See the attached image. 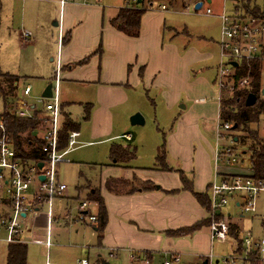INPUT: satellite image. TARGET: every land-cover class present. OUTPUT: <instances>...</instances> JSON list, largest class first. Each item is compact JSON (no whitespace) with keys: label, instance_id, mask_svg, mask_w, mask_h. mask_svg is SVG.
Here are the masks:
<instances>
[{"label":"crops","instance_id":"obj_1","mask_svg":"<svg viewBox=\"0 0 264 264\" xmlns=\"http://www.w3.org/2000/svg\"><path fill=\"white\" fill-rule=\"evenodd\" d=\"M8 1L12 4L20 1L31 2L29 13L36 19L37 24H39L41 13L40 10H34L33 3H61V0ZM81 1L87 4V0ZM195 1L189 2V4H192L191 8L190 5H186L189 7L188 10L185 9L186 6L183 8L185 14H189L192 10L196 14L205 13L200 11L201 8L196 10V5L200 2L195 3ZM211 1L213 4V0ZM142 2L146 7V1L141 0L140 4ZM208 3H210V0ZM132 6L127 4L119 8L108 16L107 22L104 21L101 10V14L94 19V25H92L93 20L88 19L89 15L83 23L85 18L83 14L76 13V9L81 10L77 5L65 4L63 7L61 5L60 11L64 12V16L68 14V19L65 18L66 21L63 23L61 20L59 22L57 20L53 21V26L60 29V52L53 76V82H55L53 90L54 92L57 90L63 112L69 114L73 122L78 125L77 131L80 133L79 145L70 155L86 145L94 150L98 144L108 145L97 150L99 152L104 150L110 162L104 183L101 187L91 190L100 191L108 217L107 226L101 240L96 224H73V226H79L72 230H62V222L64 228L70 226L65 218L67 211L71 208L68 207L70 204L67 203L62 212L57 215L59 221L56 225H58V228L53 226L51 230L52 243L55 232L59 233V238L64 235V241L67 244L65 250L52 252L53 244L51 250L47 251L45 262L40 260L36 264H78L82 260H87L88 264H91V262L92 264H102L105 261L104 255H110L111 253L117 254V257L114 258L117 260L124 257L123 260H120L122 264H136L132 258L133 256L140 257V260L149 258L151 264L155 255L162 257L178 255L180 258L179 264L183 260L192 262V264H203L208 256L211 253L213 254L214 246L210 239L209 213L202 208L191 192L184 190L181 174L187 178L196 192L207 193L209 197L210 186L215 180L220 181L226 176L253 175L251 170H241V168L239 170L221 169L218 164L214 166V162L216 163L214 161L215 156L211 157L206 154L205 149H196L195 154L192 156L190 149L183 142L176 144L170 142L172 138H176V134H173L167 143V171L162 169L159 163L142 171L140 168L136 169L129 166L128 163L115 164L112 161L111 148L113 144H121L125 148L130 147L132 150L137 151V148L133 149L129 145V143L139 141L136 131L132 130L127 122L124 123L123 128L118 133H114L111 128L110 116L112 110L122 106L127 107L133 93L138 90L145 91L144 94L147 93V95L152 92L161 93L162 100L167 102L170 108L178 106L180 102H185L187 103L186 106L182 105L179 109L187 111L193 94L199 91H213L214 89L212 77L205 73L206 70L215 67L211 64L215 52L211 46L212 44L209 43L210 39L202 38L208 42L203 45L200 44L201 42L191 43L194 47L193 51L187 52L181 46L183 40L190 42L192 39L187 30L180 32L177 29L168 28L166 20L159 14L145 15L142 18L140 37L137 39L128 38L112 28L110 22L118 15L120 9L124 7L131 8ZM148 6L151 7L148 12H151L161 9L163 5L161 4L155 10H153L151 3ZM220 13L216 12V14L214 13L216 16L211 17L219 21L221 39V21L217 16ZM76 24L78 25L75 26ZM37 27H40V24ZM70 28L71 30H69ZM167 30L170 31V36L168 41H165ZM68 32H71V41L68 45L63 46L64 36ZM20 35L23 36L22 33ZM60 40H62V43H60ZM219 42L220 40L213 42L216 49L219 48ZM200 48L205 49V54H199L198 49ZM195 53H198L199 57L195 56ZM202 55L205 57H202ZM54 60V58H51L52 62ZM85 60L87 62L83 63ZM58 61L60 62L59 74H57ZM194 69L196 70L194 71ZM59 84L67 87L68 97H73L74 90H79L86 95L87 102L79 104L83 109L81 118H85L84 123H86L83 131L81 125L69 111L70 107L77 103L67 100L60 101ZM88 93L90 98L87 97ZM200 102H205V100H195V105ZM28 107L30 110L43 111L39 110L36 105ZM85 107L90 108L89 117L85 115ZM179 115V119H181L179 123H183L190 114L189 112H181ZM196 116L194 114V121L200 127L198 116ZM200 134V130L197 129V135ZM120 140L123 142H120ZM203 140L207 141L205 138ZM207 145H210L209 142H207ZM160 150L161 147L156 150V160H158ZM171 158L174 159L175 164L172 163ZM109 179L121 180L127 182L128 185L125 187V185L115 184L110 191L107 188ZM137 182L145 184L143 187L132 188L131 186ZM132 189L136 191L132 192ZM65 200L78 203L82 199L80 197L71 199L67 193L66 197L59 200V202ZM93 208H96L94 214L97 215V207L94 206ZM242 219L244 218L238 221L232 220L234 224L239 225L241 231H243ZM200 224L198 230L190 235L181 237L167 235L170 231L191 228ZM46 225L45 220V224L37 230L46 233ZM36 236L44 239L46 235L40 236L36 233ZM231 240L233 239L231 238ZM0 245L7 244L0 241ZM26 247V262L27 264H33L35 262L28 261V246ZM84 254L88 255L87 259H81ZM5 264H7V258Z\"/></svg>","mask_w":264,"mask_h":264},{"label":"rangeland","instance_id":"obj_2","mask_svg":"<svg viewBox=\"0 0 264 264\" xmlns=\"http://www.w3.org/2000/svg\"><path fill=\"white\" fill-rule=\"evenodd\" d=\"M146 7L150 10L151 7L148 6L149 3L153 5V10L159 7L161 4L166 5L167 10H155L147 12L145 15L149 14H159L166 20V26L171 29H177L182 32L187 30L190 37H192L190 42L183 40L181 42L182 49L190 52L193 51V46L191 43L201 42L200 44L208 43L202 38L210 39L209 43L212 46L215 54L214 60L211 62L215 65L213 69L206 70L212 77L213 81V91H199L192 95L189 105V110H180L182 105L186 106L187 103L180 102L178 106L170 108L164 100H162L161 93L156 94L154 92L147 95L143 91L138 90L133 93L130 98V103L127 107L122 106L111 111V128L114 133H118L122 128L124 123H129L130 128L136 131V136L139 141L129 143V145L134 149L137 148L136 158L131 160L128 164L134 168L149 169L154 167L158 162L156 160L157 148L166 146L173 134H176V138H172L170 142L176 144L178 142H183L190 149L192 156L195 154L196 149H205L206 154L211 157L215 156L216 144H217V127L221 123L219 115V86L217 82L218 72L217 66L220 62V50L213 45V42L220 40V25L219 21L214 17L207 16L205 13L196 14L193 10L189 14L183 12V8L189 4L192 0H145ZM224 0H213L212 6L205 5V9L210 7L214 13L221 12L222 9L229 10L231 8L230 3L223 2ZM31 2L20 1L12 4L8 0H0V71L3 73H9L13 76H19L23 78L17 85L16 97L11 99L13 102L5 107V103L2 98H0V115L4 114L6 110L10 112H18L20 110L29 109L28 106L36 105L39 110H45L46 102L53 100L42 99V95L49 84H53L55 87V82H53L54 72L57 66V59L60 52L59 48V28L53 26V21L61 20L62 23L65 22V18L68 19V14L64 16V12L60 11L61 3H51V2H40L33 3L34 10H40V27H37V22L33 15H30L29 8ZM66 4L77 5L79 9H76V13L79 15L83 14L84 22L88 19L93 20L91 22L94 25V19L98 18L101 14L104 21L107 22L108 16L116 12L119 8L127 5V0H87V4H84L81 0H68ZM238 6L236 10L238 12H243L244 5L254 8V6L259 7V9L264 10V0H246L237 3ZM186 6V7H187ZM173 8V9H172ZM175 9V10H174ZM90 10V11H89ZM99 10V11H97ZM177 10V11H176ZM83 12V13H82ZM144 15V16H145ZM143 16V17H144ZM90 24V23H89ZM90 24V26H92ZM76 24L75 26H77ZM74 29V28H73ZM71 30V28L69 29ZM75 30V29H74ZM73 30V32H74ZM23 34V36L20 35ZM185 35V34H184ZM170 36V31H166L165 41H168ZM186 36V35H185ZM62 43V40H60ZM101 44V43H100ZM212 51V50H210ZM199 54H205V49H198ZM198 53L195 56L199 57ZM202 57H205L202 55ZM54 58V62L51 61ZM201 59V58H200ZM207 59V58H206ZM196 69H194L195 71ZM212 84V83H211ZM24 85H31L32 93L29 96H24L23 90ZM57 89V87H56ZM60 101H75L77 104L72 105L69 109L70 113L73 115L76 121L81 125V130H84L86 126L85 118H81L83 114V109L81 102L86 103V95L79 90L73 91V97H68V89L64 85L59 84ZM71 94V92H70ZM57 95V92H56ZM90 98V94L87 95ZM59 98V95H58ZM74 99V100H73ZM92 99V98H91ZM195 100H205V102H200L195 105ZM91 102V101H88ZM28 105V106H27ZM86 105V104H85ZM26 110V112H27ZM193 110V111H192ZM189 112V116L183 123H179L181 119L180 113ZM140 113L145 119L144 126H132L130 119L133 115ZM194 114L198 116V121L200 127H198L194 121ZM196 116V117H197ZM261 117V116H259ZM259 118L260 124L257 125L259 136L264 138V118ZM258 120V119H257ZM251 130L255 128L254 125H250ZM197 129L200 130V135H197ZM230 136H239L241 141L239 145L234 146L236 153L240 156L244 150L248 151V147L251 143L250 140L246 139L248 137L247 133L242 132L241 129L228 134ZM205 138L207 141H204ZM116 142V141H115ZM120 142H123L120 140ZM209 142V146L207 145ZM220 145H225L229 142L226 140H221ZM108 145L98 144L95 150L89 145H86L82 149L75 151L72 155L67 157L69 162L62 163L59 168V176L61 182L66 184L69 190L66 192L68 196L72 199L81 198L85 200L86 197L89 199L90 191L94 188H99L104 183V179L108 170L109 160L106 157V152H99L100 148H105ZM159 151V150H158ZM172 163L175 164L173 158H171ZM215 161V160H214ZM216 163L214 162V166ZM221 169L231 168V170H247L250 171L247 158L238 165L225 166L222 163L218 164ZM174 177V176H173ZM176 178V177H175ZM145 183L137 182L132 188L143 187ZM91 201V200H90ZM69 203L68 207H71L73 214H76V207L78 203L67 202V200L62 202H55L54 205V215L57 217L58 214L62 212L64 207ZM68 209V210H69ZM96 208H91V212L94 214ZM257 211L256 213L246 214L245 218L242 219L243 224V235L247 232H252L254 237L264 238V194H262L257 201ZM49 211L47 207L42 216L39 219L37 225H33L31 222V217L29 221L31 226L36 228L37 235H46L42 230H37L45 224L44 214ZM58 212V213H57ZM231 212L233 220L238 221L240 212L235 207V204L231 201L229 202L228 208L224 210L225 214ZM42 225V226H41ZM62 230L64 229H74L73 223L64 228L63 222L61 223ZM85 225V224H83ZM58 228V225H54ZM32 228V227H31ZM59 233L55 232L53 234V244L54 247L52 252L56 250H65L67 244L64 241V235L58 237ZM45 238V237H44ZM233 240L229 242L222 243L216 241L213 246V263L214 264H225L226 258L234 257V247L237 243H233ZM70 245V244H68ZM51 252V253H52ZM58 252V251H57ZM47 254V247L45 244L36 245L29 244L28 246V261L36 262L40 260H45ZM7 258V245H0V264H5ZM88 255L84 254L81 259H87ZM171 257H162L160 255H155L151 264H164L166 260H170ZM121 257L120 260H123ZM104 260L110 264H122L120 260L111 258L110 255H104ZM45 262V261H44ZM219 262V263H217ZM92 264V262H91ZM138 264V263H136ZM181 264H192V262H186L183 260ZM236 264H242L237 261Z\"/></svg>","mask_w":264,"mask_h":264},{"label":"built area","instance_id":"obj_3","mask_svg":"<svg viewBox=\"0 0 264 264\" xmlns=\"http://www.w3.org/2000/svg\"><path fill=\"white\" fill-rule=\"evenodd\" d=\"M68 0H61L62 7ZM138 0H129L128 6L134 5ZM196 0L201 2L200 11H204L208 16H216L214 11L205 5L212 6V1ZM230 3L229 10L222 9L217 15L221 21V39L219 42L220 62L218 65V86L219 94V115L224 95H232L237 92H251L254 87L257 74L260 78L261 94L257 96V102L264 109V10L256 17L243 9L238 12L237 1L224 0ZM194 3V5H195ZM186 10L189 7L185 8ZM161 10H167L166 6H161ZM233 63L237 66H233ZM256 65V68L253 67ZM60 62L58 61L59 74ZM57 92V90H56ZM53 90V97L46 102L45 110L39 116L40 124L36 133V139L40 143L37 157H29L30 148L23 145V151L18 147L13 134L10 132L4 116L0 115V241L10 245L29 246V244H45L49 252L53 247L51 240L52 227L58 223L59 219L54 215V205L56 201L66 197L68 186L61 182L59 167L62 163L69 162L67 157L79 145L78 131H71L67 136L66 146L61 147L60 133L63 121V109L59 98ZM32 93L31 85H26L23 90L24 96ZM254 105V106H255ZM16 112L19 118L33 117L36 110L28 109ZM263 120L264 111L260 113ZM221 120V118H220ZM222 122V121H221ZM233 125L231 123H220L217 127V144L215 152L216 164L223 163L225 166L238 165L240 157L236 153L235 141L230 136ZM221 140H226L227 144L220 145ZM37 145V144H35ZM39 145V144H38ZM30 147L32 146L30 144ZM43 164L40 169L39 164ZM44 180H41V177ZM264 194V180L252 176H226L220 181L215 180L210 186V239L214 244L216 241L226 243L231 240V226L233 216L231 212L224 213L229 202L235 204L240 211L239 219L245 218L246 214L256 213L257 201ZM77 212L73 214L71 209L67 211L65 218L68 224H96L97 217L91 212L95 203L87 199L78 202ZM49 211L44 214L46 220V236L44 239L36 236V228L31 226L29 217L33 225L39 223L44 210ZM32 227V228H31ZM241 251L238 245L234 249V257L226 258L225 264H251L256 259L264 264V238L253 236L252 232L243 235L240 232ZM236 243V241H235ZM237 244V243H236ZM214 255L211 253L208 264L213 263ZM111 258H116L117 254H110ZM164 264H179L178 255L170 256ZM256 257V258H255ZM134 262L140 264H150L149 258L140 260V257L133 256ZM219 263V262H217ZM78 264H88L87 260L79 261Z\"/></svg>","mask_w":264,"mask_h":264},{"label":"trees","instance_id":"obj_4","mask_svg":"<svg viewBox=\"0 0 264 264\" xmlns=\"http://www.w3.org/2000/svg\"><path fill=\"white\" fill-rule=\"evenodd\" d=\"M231 1H246V0H231ZM244 10L250 12L251 14L255 15L256 17L261 13V9L259 7L254 6V8H250V6L244 5ZM149 11L147 7L142 4H134L131 8L124 7L119 10L118 15L111 20L110 24L112 28H114L117 32L123 34L124 36L132 39H137L140 37L141 32V23L143 16ZM63 46L68 45L71 41V32H68L63 39ZM88 60V59H87ZM87 60L83 61V63L87 62ZM256 68V65H253ZM21 78L17 76H12L9 74H2L0 72V98L3 99L5 103V107L12 102L11 99H15L17 85L19 84ZM255 94L259 96L261 94L260 91V78L259 74H257L253 90L251 92H237L232 95L226 93L224 95V100L222 102L220 108V118L221 123H231L236 126V129H232L231 132L236 133L239 129L242 132H246L248 137L245 138L250 140L251 143L248 147V151L244 150L241 155V163L247 158L248 165L250 170L253 173V176L258 179L264 180V138L259 136V132L257 129V125L260 124L259 116L262 111H264L262 104L255 105L253 107L246 106V99L249 94ZM63 109V107H62ZM41 112L37 111L34 113L33 117L29 118H19L16 116L15 112H10L8 110L5 111L2 116L5 117L7 126L10 132L13 134V137L20 148L23 151V145L30 148L29 157H37L38 149H40V143L37 141L36 137L33 136V133L38 129L40 120ZM63 121H62V129L60 133L61 139V147L66 146L67 136L71 131H77L78 125L73 122L70 118L69 114L63 112ZM90 108L85 107V115L89 117ZM258 119V120H257ZM255 128L251 130L250 125H254ZM233 140L235 141V146L239 145L241 139L239 136H233ZM32 146L36 147H30ZM37 144V145H35ZM39 144V145H38ZM24 152V151H23ZM166 146L163 145L159 152L158 156V163L160 164L161 168L167 171L166 165ZM240 157V156H239ZM136 158V151L132 150L130 147L125 148L121 144H113L111 148V159L115 164H127L131 160ZM181 181L184 190L191 192L197 202L204 208L208 213H210V197L207 193H198L194 190L192 184L189 183L186 177L181 174ZM115 184L128 185L127 182H122L121 180L114 181L109 179L107 182L108 190H112V186ZM149 185V184H146ZM153 187V186H152ZM149 189V188H146ZM117 191V190H116ZM123 191V190H121ZM136 191L132 189V192ZM138 191V189H137ZM88 200L92 203L96 204L98 209L97 215V223L96 229L100 235V240L102 235L107 226V209L104 204L103 197L99 190L91 191L89 194ZM203 225V224H202ZM200 225H195L191 228H186L178 231H170L167 235H172L174 237H181L190 235L198 230ZM240 227L237 224H232L231 226V238L236 241V243L241 245V241L239 239L240 236ZM238 251H241V246L238 247ZM149 256V255H148ZM256 258V257H255ZM150 260V259H149ZM27 247L21 245H10L8 246V256H7V264H27ZM251 264H261L258 259L252 261Z\"/></svg>","mask_w":264,"mask_h":264},{"label":"water","instance_id":"obj_5","mask_svg":"<svg viewBox=\"0 0 264 264\" xmlns=\"http://www.w3.org/2000/svg\"><path fill=\"white\" fill-rule=\"evenodd\" d=\"M141 3V0L137 3V4H140ZM202 6V3H198L196 5V10L200 9ZM233 66H237V64L233 63ZM264 94V92L262 93ZM53 97V84H49L46 88V90L44 91L43 95H42V98L43 99H51ZM257 102V96L255 94H249L247 99H246V106L247 107H253ZM130 123L132 126H144L145 125V119L144 117L142 116V114L140 113H137L135 115H133L130 119ZM233 129H236V126L233 127ZM34 136H36V133L34 134ZM43 167V164H39V168L41 169ZM41 180H44V177L42 176L40 178ZM102 264H110L109 262L107 261H103ZM203 264H208V261L205 260Z\"/></svg>","mask_w":264,"mask_h":264}]
</instances>
